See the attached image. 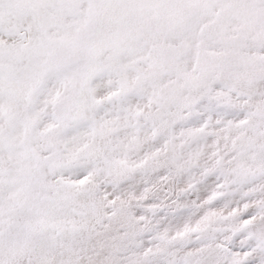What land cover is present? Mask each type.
Returning a JSON list of instances; mask_svg holds the SVG:
<instances>
[{
    "label": "snow or ice",
    "instance_id": "obj_1",
    "mask_svg": "<svg viewBox=\"0 0 264 264\" xmlns=\"http://www.w3.org/2000/svg\"><path fill=\"white\" fill-rule=\"evenodd\" d=\"M0 264H264V0H0Z\"/></svg>",
    "mask_w": 264,
    "mask_h": 264
}]
</instances>
